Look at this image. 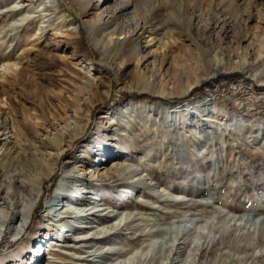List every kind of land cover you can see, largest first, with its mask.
<instances>
[{"label":"rangeland","instance_id":"374dc122","mask_svg":"<svg viewBox=\"0 0 264 264\" xmlns=\"http://www.w3.org/2000/svg\"><path fill=\"white\" fill-rule=\"evenodd\" d=\"M41 5L0 0V66H11L0 75V111L19 129L12 149L31 146L39 123L52 126L67 112L78 122L68 144L46 149L55 170L27 229L15 241L7 232L2 238L0 264L21 263L7 256L28 246L65 200L55 195L66 172V192L111 207L97 206L78 224L112 217L120 229L129 219L118 216H142L132 223L136 231L95 235L125 249L179 218L198 219L181 225L208 236L220 211L264 219V0H56L41 12L42 24L40 17L15 25L27 11L40 14ZM109 38L127 41L106 44ZM130 41L139 43L138 54ZM112 62L121 63L117 74ZM215 65L222 67L216 76L194 84ZM115 164L131 166L134 175L117 180ZM57 244L43 242L37 264H75L77 254L55 258ZM97 255L84 264H101ZM232 255L228 264H262Z\"/></svg>","mask_w":264,"mask_h":264},{"label":"bare ground","instance_id":"6f19581e","mask_svg":"<svg viewBox=\"0 0 264 264\" xmlns=\"http://www.w3.org/2000/svg\"><path fill=\"white\" fill-rule=\"evenodd\" d=\"M41 3L39 8L35 7V9L38 8L36 12L40 14L27 11L16 20L15 25L26 24L33 19L37 18L38 20L40 17V24H42L46 14L41 12L54 8L56 0H41ZM17 9L16 5L10 8L11 11ZM72 29H74L73 34L77 35L76 27L73 26ZM37 30L42 32L43 25H39ZM126 41L125 39L120 42L118 39L109 38L106 44L117 45ZM128 47L135 54H138L141 49L139 43L133 41L129 42ZM110 64L117 74L121 63L112 62ZM0 67L2 69L0 75L11 68L10 65H1ZM221 70L222 67L215 65L207 73L196 77L194 84L216 76ZM77 122L75 114L67 112L64 117H59L52 126H45L43 122L37 124L36 128L39 129L37 139L27 149L21 148L22 152H18L12 149L13 142L18 139L19 134L17 132L19 129L16 131L14 126L15 119L5 110L0 111V242L6 232L15 241L27 229L33 211L41 199L44 184L51 178L55 170L56 160L48 155L46 149L55 148L58 151L62 143L68 144L67 138H73ZM115 167L120 178L117 180L122 181L126 178L125 176L134 175L131 166L115 164ZM69 174L70 172H66L58 188L56 187L55 198L60 199L65 195L62 197L65 200L55 203L51 212L52 216L48 215L45 222L30 235L28 234L31 246L30 244L28 246L21 244L16 250L9 252L7 257H17L21 262H16V259L13 258L11 264H37L40 260L39 255L43 242L58 243L57 245L62 251L57 253L55 258L77 254L76 259L72 261L75 264H84L88 260L87 257L94 255L97 257L99 253L103 258L101 264H228L225 259L232 253H243L244 261L248 259L261 260L260 262L264 264V219L253 220L244 217V215L236 217L221 211L216 222H209L210 236L217 237L216 242L214 239L211 240L207 234L205 235L203 231L193 230L192 232L188 227H182L181 224L184 222L197 223L198 219L194 223L193 216L184 222L181 218L174 220L175 222H169L164 228H158L155 225L157 223H154L151 228L157 227L148 232L149 238L146 241L131 242L128 249L123 248L121 244H115L113 240L100 242L97 240L96 234L103 233V238H106L108 234L120 233L121 229L136 231L137 225H132V223L143 220L142 216L138 213L128 212L118 216L117 221L129 219L124 225L125 228L120 227V229L119 224L117 226L112 222V217L102 218L89 227L78 224L90 219L89 215L97 206H104L101 211L109 209L110 206L105 203L95 202L93 204L92 201H82L76 198L75 191L66 192L64 187L69 181ZM98 195L99 193L96 192L95 198L100 197ZM58 205L60 206L58 207ZM173 216L175 217V215ZM205 222L207 223L208 220ZM65 232L70 233L66 236ZM90 234L94 235L88 238L87 236ZM79 236L82 238L78 239ZM156 236L161 237L159 241L152 240L151 237ZM93 247L94 249H92ZM29 248L31 251H27ZM91 249L93 250L92 254H87V257L83 255L89 251L92 252ZM150 250H153V254L148 255ZM260 250L263 252L258 254ZM46 253L49 254L50 251ZM92 260L90 262L96 264L97 260ZM216 261L218 262L216 263Z\"/></svg>","mask_w":264,"mask_h":264},{"label":"trees","instance_id":"16d2710c","mask_svg":"<svg viewBox=\"0 0 264 264\" xmlns=\"http://www.w3.org/2000/svg\"><path fill=\"white\" fill-rule=\"evenodd\" d=\"M203 88V86L201 87V86H199V87H196L194 90H201ZM193 90V91H194ZM193 91L191 92V93H193Z\"/></svg>","mask_w":264,"mask_h":264}]
</instances>
